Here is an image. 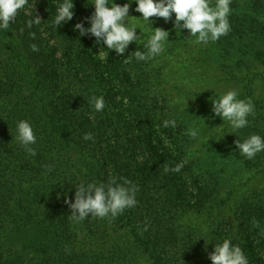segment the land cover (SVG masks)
Masks as SVG:
<instances>
[{
	"label": "trees",
	"instance_id": "trees-1",
	"mask_svg": "<svg viewBox=\"0 0 264 264\" xmlns=\"http://www.w3.org/2000/svg\"><path fill=\"white\" fill-rule=\"evenodd\" d=\"M59 2L28 0L0 30V264H211L224 238L249 264H264V188L242 182L253 172L264 177V152L246 159L235 144L264 136V99L255 95L264 83V0H232L231 31L206 46L169 21L161 55L127 62L138 46L146 51L150 29L138 26L142 40L119 56L73 31L94 0H74L73 20L51 26ZM34 14L42 21L29 28ZM210 69L223 70L255 105L234 134L212 113L220 93L191 91ZM93 95H103V111H94ZM22 119L37 136L34 157L15 139ZM165 119L176 127L164 128ZM87 132L92 139H83ZM178 163L179 172H164ZM113 176L139 186L137 205L114 219L73 222L64 193L72 200L74 184Z\"/></svg>",
	"mask_w": 264,
	"mask_h": 264
},
{
	"label": "clouds",
	"instance_id": "clouds-1",
	"mask_svg": "<svg viewBox=\"0 0 264 264\" xmlns=\"http://www.w3.org/2000/svg\"><path fill=\"white\" fill-rule=\"evenodd\" d=\"M27 2L28 0H0V30L10 27L19 10L23 9ZM133 3L136 5L134 11L141 14L138 18L129 15ZM231 3L232 0H214V3L213 0H126L123 4H118L115 0H94L91 5L94 11L90 16L76 22L73 31H78L81 37H94L97 45H103L108 50H114L117 55L124 56L129 45L135 42L138 46L144 35L137 23H129V18H136L147 26L145 31H151L144 44L146 51H140L138 46L135 51L128 53L125 62L133 56L137 61H148L161 55L170 41L169 30L153 27L154 21L150 17L163 18L165 23L172 21L176 32L180 33L186 29L189 31V37H195L194 43L206 46L231 31ZM74 15V0H60L55 8L51 26L66 25L73 20ZM41 21L42 19L34 14L28 19L27 27L39 25ZM137 29L140 30L139 34ZM32 35L34 37V34ZM31 48L33 51H39L35 44H32ZM89 103L95 112H101L105 108L103 95H93ZM212 113L223 122L226 121L233 130L230 134H234L236 130L249 125L248 117L255 115V105L251 98L241 99L239 92L231 88L222 92L218 99L212 100ZM162 126L175 128L176 121L165 119ZM188 135L196 138L197 131L192 130ZM92 138L91 132L83 135L84 140ZM15 139L28 155H37L36 149L32 147L37 143V136L28 120L16 122ZM235 144L246 159H253L258 153L264 152V136L259 134H250L243 142L238 139ZM182 167L183 163H178L172 168L165 165L164 172H179ZM45 168L51 171L50 165ZM74 185V199L70 200L67 193H64V203L71 210L69 216L75 223H81L89 217L114 219L138 203L136 196L139 186L123 177L113 176L107 181L86 179ZM146 228L147 226L145 230ZM208 259L211 264H249L243 249L230 238L213 244V251L208 254Z\"/></svg>",
	"mask_w": 264,
	"mask_h": 264
},
{
	"label": "rangeland",
	"instance_id": "rangeland-1",
	"mask_svg": "<svg viewBox=\"0 0 264 264\" xmlns=\"http://www.w3.org/2000/svg\"><path fill=\"white\" fill-rule=\"evenodd\" d=\"M124 2H126V0H122ZM129 15L132 17H140L141 14L140 13H136L133 9V6L131 5L130 7V12ZM133 21V23H137L138 26H140L142 28V30L146 29V25H144L141 21L137 20L136 18H129V21ZM154 21L153 23V27H161L165 30H168V24L169 22L165 23L164 20H158L157 18L153 17L152 19ZM173 25V24H172ZM171 25V26H172ZM193 45V44H192ZM175 60V63L178 67V63L180 61V59H173ZM186 67H189V63H187L185 65ZM183 65L180 66V68H182ZM202 71V70H201ZM205 71V70H204ZM209 74L208 77L205 78L204 76H201L199 79V81L197 82H193V84H191V88L193 92H205V91H210V90H215L218 93H222L228 89L234 88L237 91L239 90V87H237L236 85H234L232 82H228L224 75H223V70H208ZM255 95L258 96V98L260 100L264 99V83L262 84H257L256 88H255ZM202 95L200 96V98L202 99ZM207 102H209L207 99L205 100ZM220 152L225 151L226 149H223L225 145H222L220 143L217 144ZM242 182L246 184L247 187H256L257 189L259 188H264V177L262 176V174H257L255 172L248 174V176H244L242 179ZM246 187V188H247ZM244 189V188H243Z\"/></svg>",
	"mask_w": 264,
	"mask_h": 264
}]
</instances>
